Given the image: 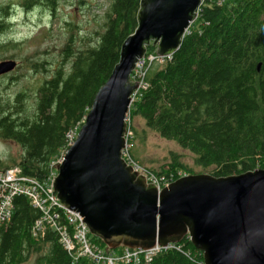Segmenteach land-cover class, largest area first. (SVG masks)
Instances as JSON below:
<instances>
[{
	"label": "trees",
	"instance_id": "trees-1",
	"mask_svg": "<svg viewBox=\"0 0 264 264\" xmlns=\"http://www.w3.org/2000/svg\"><path fill=\"white\" fill-rule=\"evenodd\" d=\"M60 1L17 0L15 6L52 16ZM139 2L112 0L99 31L81 41L88 44L75 47L77 37L68 33L54 65L26 60L31 75L40 78L24 90L7 93L10 84L22 80L18 64L0 76V139L22 148L17 161L0 160V172L18 167L26 177L45 178L50 161L66 149L67 131H78L96 91L118 62L123 41L136 28ZM12 6L0 5V36L11 27ZM15 46L0 43V61L13 60L6 53ZM155 51L150 43L145 56ZM143 78L147 87L130 103V120L140 118L146 129L192 157L189 166L180 154L169 152L168 164L148 169L154 175L169 183L182 175L221 178L264 169V0L204 2L178 49L161 64H149ZM131 129L135 139L136 129ZM129 155L140 164L133 149ZM11 210L0 224V264H28L31 257L29 264H87L83 258L73 261L53 231L33 237L31 227L39 212L26 197L15 196ZM92 242L108 252L100 240L92 237ZM202 262L201 252L184 238L148 264Z\"/></svg>",
	"mask_w": 264,
	"mask_h": 264
},
{
	"label": "water",
	"instance_id": "water-1",
	"mask_svg": "<svg viewBox=\"0 0 264 264\" xmlns=\"http://www.w3.org/2000/svg\"><path fill=\"white\" fill-rule=\"evenodd\" d=\"M201 0H140L136 28L96 91L76 136L56 166V202L76 212L108 251L148 250L184 238L203 264H264V169L216 178L185 175L158 190L121 157L125 116L137 83L130 75L146 47L172 55ZM0 61V76L16 69Z\"/></svg>",
	"mask_w": 264,
	"mask_h": 264
},
{
	"label": "rangeland",
	"instance_id": "rangeland-1",
	"mask_svg": "<svg viewBox=\"0 0 264 264\" xmlns=\"http://www.w3.org/2000/svg\"><path fill=\"white\" fill-rule=\"evenodd\" d=\"M16 2L17 0H0V5L10 3L14 6L10 14L11 27L0 36V43L12 42L16 45L8 49L6 56L13 57V61L20 66L19 75L23 76L18 84L9 85V95L24 90L28 82L40 78L31 75L26 60H47L54 65L59 60L57 55L65 45L68 33L77 37L75 47L88 44L86 40L84 43L81 41L93 38L95 32L99 31L102 17L112 0H61L52 16L38 8L23 11L15 6ZM1 93L3 92L0 90ZM128 121L130 127L137 132L133 150L142 167L158 170L170 162L169 152L180 154L184 164L191 166L192 157L189 153L146 129L140 118L130 120L128 113ZM21 155L22 148L18 144L0 139V160L4 164H9L10 160L17 161ZM194 171L198 169L195 168ZM33 258L31 257L28 264L33 262Z\"/></svg>",
	"mask_w": 264,
	"mask_h": 264
},
{
	"label": "built area",
	"instance_id": "built-area-1",
	"mask_svg": "<svg viewBox=\"0 0 264 264\" xmlns=\"http://www.w3.org/2000/svg\"><path fill=\"white\" fill-rule=\"evenodd\" d=\"M206 1L211 0H201L200 5ZM214 1L217 5H220L225 0ZM169 57H160L153 54L144 56L137 61L130 75V81L137 83V89L133 90L130 95L131 104L138 90H144L147 87L143 77H145L149 64L152 62L161 64L164 59ZM125 124L124 149L121 151V157L125 164L131 167L133 171L144 176L146 181L154 185L158 190L167 186L170 182L166 183L164 179L157 177L147 168L142 167L129 155L134 147V135L128 121V114L125 116ZM67 132L66 149L73 142L77 129L74 128ZM64 152L50 161L46 170L47 174L42 181L22 175L18 167H12L0 172V224L10 218L13 198L15 196H23L29 200L33 209L39 212V218L34 221L31 227L33 237H42L46 229L53 231L58 237L60 246L75 262L83 258L87 264H148L161 251L176 247V243L168 244L164 247L156 244L148 250L122 248L118 252L115 250L107 252L95 245L87 227L85 228L82 225L79 215L63 208L56 202V194L52 189V182H54L57 175L56 166L62 161Z\"/></svg>",
	"mask_w": 264,
	"mask_h": 264
},
{
	"label": "bare ground",
	"instance_id": "bare-ground-1",
	"mask_svg": "<svg viewBox=\"0 0 264 264\" xmlns=\"http://www.w3.org/2000/svg\"><path fill=\"white\" fill-rule=\"evenodd\" d=\"M128 114V113H127Z\"/></svg>",
	"mask_w": 264,
	"mask_h": 264
}]
</instances>
